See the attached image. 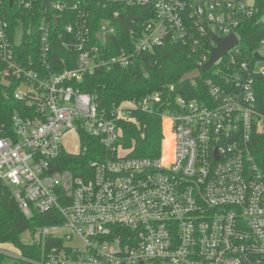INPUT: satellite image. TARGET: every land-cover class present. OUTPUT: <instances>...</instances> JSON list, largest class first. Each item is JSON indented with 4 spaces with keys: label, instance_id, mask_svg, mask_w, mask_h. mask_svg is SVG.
<instances>
[{
    "label": "built area",
    "instance_id": "obj_1",
    "mask_svg": "<svg viewBox=\"0 0 264 264\" xmlns=\"http://www.w3.org/2000/svg\"><path fill=\"white\" fill-rule=\"evenodd\" d=\"M43 4L0 0V81L21 103L0 115V201L9 190L26 217L60 220L28 233L32 243L49 241L35 264H264V164L255 153L264 138V41L251 59L238 34L259 13L256 0ZM95 8L108 17L94 23ZM132 10L146 21H133L130 43L118 48V21ZM232 35L238 45L203 73L210 75L202 98L179 97L178 110L163 116L172 137L167 158L165 126L159 158H130L119 146L122 124L151 113L157 95L101 109L96 95L74 86L98 70L134 66L166 44L188 47L200 71L216 38ZM57 46L71 53L73 69L55 71ZM71 131L107 151L85 178L56 168L70 154L63 137Z\"/></svg>",
    "mask_w": 264,
    "mask_h": 264
},
{
    "label": "trees",
    "instance_id": "obj_2",
    "mask_svg": "<svg viewBox=\"0 0 264 264\" xmlns=\"http://www.w3.org/2000/svg\"><path fill=\"white\" fill-rule=\"evenodd\" d=\"M256 2L259 13L244 21L238 30L241 39L240 48L245 56L251 59H254L253 53L264 41V0H256ZM139 11L132 10L119 19L118 36L115 40L118 48L121 47V40L130 43L128 34L134 25L133 21H138L141 26L146 21L145 18L137 16ZM106 17L108 15L102 14L100 9H94L92 18L94 23ZM21 50L33 55L37 49L22 48ZM70 55L71 53L60 46L54 48L52 62L55 63V71L60 73L75 67L74 63L67 62ZM198 61L199 56L188 47L166 44L153 53L140 57L134 66L125 69L114 68L111 71L98 70L93 75L86 76L81 83H75L74 86L81 92L96 95L101 109H110L126 101L157 95L159 102L154 104L151 113L135 112L132 115L133 121L122 124L123 136L119 146L128 152L130 158H159L164 140L163 116L171 115L178 110L176 101L179 97L190 100L201 99L206 93L204 80L210 73L202 74L195 81L181 83L185 74L199 70ZM13 89L7 90L0 81L2 117H10L14 110L21 106V103L13 97ZM259 98L264 101V90ZM169 126L170 124L165 121L166 158L172 142ZM80 136L83 153L78 156L63 153L56 168L70 170L75 177L85 178V170L89 169L90 162L104 158L107 156V151L96 138L84 132H81ZM255 153L258 161L264 164V138H261L256 145ZM57 223H60V220L56 219L54 214L34 212L32 217H26L9 190H6L0 201V244L13 245L20 255V258L12 260V264L41 262L49 241L25 244L22 236L26 233L34 234L42 227ZM9 258L0 252V264H7Z\"/></svg>",
    "mask_w": 264,
    "mask_h": 264
},
{
    "label": "water",
    "instance_id": "obj_3",
    "mask_svg": "<svg viewBox=\"0 0 264 264\" xmlns=\"http://www.w3.org/2000/svg\"><path fill=\"white\" fill-rule=\"evenodd\" d=\"M52 1L53 0H44L43 7L45 9H48ZM216 42H217V48L214 50L210 61L200 71L196 70L191 73L185 74L181 80V83H186L199 79L200 74L209 71L215 63H217L221 58H223L231 49H233L239 43L235 35L229 36L225 39L216 38ZM255 57L257 59H261V56L258 54H256Z\"/></svg>",
    "mask_w": 264,
    "mask_h": 264
},
{
    "label": "rangeland",
    "instance_id": "obj_4",
    "mask_svg": "<svg viewBox=\"0 0 264 264\" xmlns=\"http://www.w3.org/2000/svg\"><path fill=\"white\" fill-rule=\"evenodd\" d=\"M165 121L163 119V130ZM63 145L65 150L70 154H78L81 151V136L75 131L68 132L63 137ZM22 241L25 244H31L32 240L28 233L22 236ZM0 252L7 254L10 258L7 264H12L13 257L18 256L19 251L10 244H0Z\"/></svg>",
    "mask_w": 264,
    "mask_h": 264
},
{
    "label": "bare ground",
    "instance_id": "obj_5",
    "mask_svg": "<svg viewBox=\"0 0 264 264\" xmlns=\"http://www.w3.org/2000/svg\"><path fill=\"white\" fill-rule=\"evenodd\" d=\"M165 121H166V123L170 124L168 120H165Z\"/></svg>",
    "mask_w": 264,
    "mask_h": 264
}]
</instances>
